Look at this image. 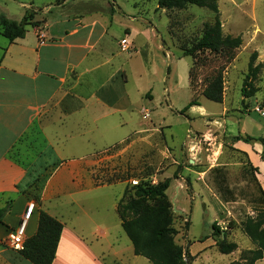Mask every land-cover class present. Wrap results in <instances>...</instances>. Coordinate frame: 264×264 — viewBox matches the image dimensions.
Returning a JSON list of instances; mask_svg holds the SVG:
<instances>
[{
    "label": "rangeland",
    "instance_id": "374dc122",
    "mask_svg": "<svg viewBox=\"0 0 264 264\" xmlns=\"http://www.w3.org/2000/svg\"><path fill=\"white\" fill-rule=\"evenodd\" d=\"M73 1L0 0V14L23 23L26 31L40 30L54 5L68 11ZM90 2L94 12L105 6L109 17L117 14L110 31L117 40L123 36L116 45L123 66L115 77L118 111L110 116L106 108L99 128L87 134L97 147L115 142L94 153L90 164L94 184L112 185L122 196L126 189V202L135 185H156L169 178L166 194L177 230L174 240L182 246L187 264H229L251 258L256 246L243 227L248 217L264 209V68L253 82L258 88L254 95L243 97L241 86L251 54L256 52L254 64L264 61V0H218L222 33L242 39L232 58L209 50L183 55L182 50L201 37L204 25L213 21L214 13L207 8L191 4L158 8L157 0ZM125 38L133 41L135 49ZM5 42L0 35V46ZM105 73L104 66L88 74L89 98L112 96ZM217 73L223 85L219 103L202 95L209 77ZM192 100L198 105L188 106ZM111 122L116 124L113 129ZM235 135L255 139L249 158L233 146ZM36 141L45 145L46 137L33 123L20 139L23 153L16 151L17 146L11 152L23 159L26 146L34 152ZM44 148L37 147L32 157L41 158ZM29 165L34 169L25 188L33 193L45 184L52 164ZM174 205L180 212L173 210ZM214 222L219 228L216 235ZM220 241L235 242L236 248L221 253ZM0 244L16 250L7 239ZM142 258L134 263L131 251L121 256L122 264H140ZM254 264H264V257Z\"/></svg>",
    "mask_w": 264,
    "mask_h": 264
},
{
    "label": "crops",
    "instance_id": "0c3cea01",
    "mask_svg": "<svg viewBox=\"0 0 264 264\" xmlns=\"http://www.w3.org/2000/svg\"><path fill=\"white\" fill-rule=\"evenodd\" d=\"M69 8L64 11L54 5V12L51 9L42 19L40 30L30 28L12 41L3 36L6 42L0 46V207L13 197L0 223V243L32 202L16 188L26 179L28 168L8 153L35 123L46 144L34 142V152L37 147L45 148L41 158H34L26 146L23 159L28 164L53 165L40 191L41 208L62 223L51 264H122V254L133 252L116 210L122 191L116 192L112 185H95L90 170L96 150L115 142L97 147L87 134L99 128L98 123L107 116L106 108L110 116L118 111L115 77L123 66L117 59L120 52H116V45L123 36L117 40L110 31L117 14L109 17L105 6L94 12L90 0H76ZM125 41L134 47L133 41ZM104 66L112 96L89 98L88 74ZM115 125L111 122L110 126L113 129ZM251 142L238 140L233 146L248 156ZM37 226L34 207L26 238L35 234ZM0 256L2 264H32L2 244ZM142 257L133 253V262ZM142 259L140 264H150L147 258Z\"/></svg>",
    "mask_w": 264,
    "mask_h": 264
},
{
    "label": "trees",
    "instance_id": "16d2710c",
    "mask_svg": "<svg viewBox=\"0 0 264 264\" xmlns=\"http://www.w3.org/2000/svg\"><path fill=\"white\" fill-rule=\"evenodd\" d=\"M217 2L218 0H157L158 8H182L187 4H191L207 8L214 13L213 21L204 25L201 37L189 48L182 50L184 56H193L202 50H209L210 52L222 51L228 58H232L233 51L242 44L240 36L224 35L222 33ZM33 25L35 26V23ZM0 27V34L10 41L23 37L26 32L23 23L1 14ZM255 59L256 52H253L249 58L247 72L241 86V94L245 98L254 95L258 90L253 82L259 70L264 68V61L254 64ZM222 94L221 75L217 73L210 76L205 88L202 90V95L219 103L222 101ZM191 105H198V103L192 100L188 103V106ZM22 137L12 146L8 155L27 168L29 164L19 155V157H14V153L11 152L16 146L18 147L16 151L19 152V149L21 151L19 142ZM231 140L234 143L238 140L250 142L255 139L250 136L235 135L232 136ZM262 143L264 144V140H262ZM242 153L247 156L245 152ZM248 162L251 163L249 159ZM33 169L32 166L31 169L28 168L26 179L18 183L16 188L17 193L24 194L29 201H33L37 205L38 226L35 234L25 239L17 253L32 264H51L60 238L62 223L41 208L40 191L44 183L33 193L26 191L27 186L25 185L28 183L29 173ZM253 169L257 170V167L255 166ZM45 180L42 182H45ZM169 183L170 179L166 178L156 185L137 184L134 186L133 194L126 202H123V196L127 191L125 189L116 206L122 229L132 244L133 253L147 258L150 264H187L182 246L174 240L177 230L172 225L171 204L166 194ZM187 185L190 187L189 181H187ZM12 201L13 197H10L5 205L0 207V223L3 222L4 215L10 210ZM212 229L213 235L219 232L215 222L212 224ZM243 231L256 246L252 257L245 261H233L229 264H254L255 260L264 257V209L254 217L246 219ZM217 245L219 251L224 254H228L236 248L235 242L220 241ZM0 264L2 263L0 262Z\"/></svg>",
    "mask_w": 264,
    "mask_h": 264
},
{
    "label": "built area",
    "instance_id": "2783aa9c",
    "mask_svg": "<svg viewBox=\"0 0 264 264\" xmlns=\"http://www.w3.org/2000/svg\"><path fill=\"white\" fill-rule=\"evenodd\" d=\"M34 209V205L30 203L26 212L22 214V217L18 225L9 232L7 241L16 250L20 249L26 239V226L30 215Z\"/></svg>",
    "mask_w": 264,
    "mask_h": 264
},
{
    "label": "water",
    "instance_id": "95a60500",
    "mask_svg": "<svg viewBox=\"0 0 264 264\" xmlns=\"http://www.w3.org/2000/svg\"><path fill=\"white\" fill-rule=\"evenodd\" d=\"M173 210H177V208L175 207V205L173 206ZM177 211H179V212H180V210H177Z\"/></svg>",
    "mask_w": 264,
    "mask_h": 264
}]
</instances>
